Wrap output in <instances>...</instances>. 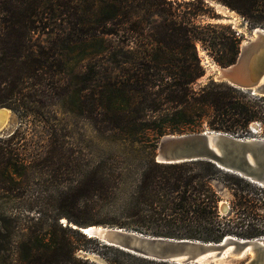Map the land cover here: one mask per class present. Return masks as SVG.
<instances>
[{
	"label": "trees",
	"instance_id": "16d2710c",
	"mask_svg": "<svg viewBox=\"0 0 264 264\" xmlns=\"http://www.w3.org/2000/svg\"><path fill=\"white\" fill-rule=\"evenodd\" d=\"M213 1L236 10L250 28H264V0ZM206 17L220 18L208 0H0V106L48 133L45 149L30 151L28 123L0 132V199L17 209L36 183L62 187L54 228L43 231L51 242L39 236L24 243V264H97L77 256L85 245L73 235L95 248L167 264L86 235L79 227L88 223L72 216L88 210L105 211L101 223L160 236L206 242L264 236V186L209 160L155 159L158 140L169 131L206 123L241 135L264 118V96L214 79L194 86L206 71L198 42L220 66L235 62L242 44L231 24L204 23ZM93 38L100 39L101 68L82 75H103L101 84L96 91L83 78L75 97V74L59 42ZM116 40L136 44L126 82L113 73ZM72 112L117 135L120 149L139 144L143 155L110 154L90 163L70 139L64 118ZM224 200L227 213L220 209Z\"/></svg>",
	"mask_w": 264,
	"mask_h": 264
},
{
	"label": "rangeland",
	"instance_id": "374dc122",
	"mask_svg": "<svg viewBox=\"0 0 264 264\" xmlns=\"http://www.w3.org/2000/svg\"><path fill=\"white\" fill-rule=\"evenodd\" d=\"M208 1L210 2V5L215 8L216 12L219 13L220 18L214 19L206 17L203 19L204 23L213 22L231 24L233 28L237 30L242 36V42L250 39L253 36L254 29L248 26L247 22L236 10H232L213 0ZM233 11L234 13H232ZM197 45L200 57L202 58V64L204 65L206 71L205 74L194 83V86L199 87L204 85L211 79H214L215 81H223L217 80L215 73H217L218 68L225 66L218 65L212 56H210V54L201 46L200 42H198ZM59 47L66 56L70 69L75 74L73 75V86L75 89L74 96H77V92L81 87L83 78H86V84L88 87H90V89H95L98 91L103 75L82 74L85 70H100V65L102 64L100 56V39L93 38L88 42L63 39L59 42ZM115 50L116 54H118L119 61L118 66L114 67L113 73L116 74L115 76L120 81L126 82L129 78V75L126 74L127 69L132 67V63L130 61L136 53V44H134V42L126 44L122 41L116 40ZM256 95L264 96L261 93H256ZM0 107L7 108L9 112V118L5 124L0 126V132L12 133L18 127H25L26 123H28L26 120L22 119L13 109L2 106ZM64 121L69 127L71 141L90 163L97 162L110 154H121L126 158L133 155L134 157L143 155V153L139 151V144L137 143H135L136 150L120 149L123 147V145L121 144V141L117 135L112 132L98 131L94 127V123H92L89 118L79 114V112L68 113L65 116ZM28 126L30 131L29 140L31 142L30 151L45 149L48 144V133L46 129L39 123L32 124L30 122L28 123ZM191 129H199L200 131H169L166 134L193 133L202 132L204 130H212L206 123L203 124L202 127L193 125L191 126ZM248 130L249 132H243L241 135L263 137L264 118L251 121ZM149 135L150 138L153 137L152 132H150ZM162 136H160L159 140ZM82 172L83 170H81L79 174ZM80 179L81 176L76 177L77 181ZM61 188L62 187L52 181L42 184L36 183L34 184L32 193L28 197L27 205L24 204L23 207L17 209H15L13 204L9 203L7 199H0V264H24L25 255L22 246L26 242L29 244L33 243L35 237L44 236L45 242H51V234H44L43 231L52 230L54 228L53 217L55 215L56 209L58 208L57 198ZM222 205L227 207V211L222 212L221 210V212L227 213L229 211L228 201H222L220 209ZM65 213H68L69 215L70 212ZM72 217L82 223H88V225H108V223H101V221L107 219L105 211L88 210L77 214V216L75 214ZM59 222L64 226L69 221L65 216H63ZM73 226L77 228L78 225L74 224ZM73 236V240L76 243L85 245L82 246L83 248L78 249L76 253L77 256L80 258L89 259L90 261H93L97 264H153L140 259H135L129 254L119 250L104 249L101 247L95 248L94 243H87L76 235ZM29 237H32V239H29ZM91 248L96 250L92 251ZM251 256L252 253H248L242 258L229 257L221 264H245ZM167 264L175 263L167 262Z\"/></svg>",
	"mask_w": 264,
	"mask_h": 264
},
{
	"label": "water",
	"instance_id": "95a60500",
	"mask_svg": "<svg viewBox=\"0 0 264 264\" xmlns=\"http://www.w3.org/2000/svg\"><path fill=\"white\" fill-rule=\"evenodd\" d=\"M215 75L217 80L264 95V28H254L253 36L242 42L235 62L218 68ZM155 159L161 162L209 160L264 186V136L218 130L166 134L159 140ZM221 210L225 212L227 207L222 205ZM79 229L105 245L160 262L221 264L228 259L223 260L222 255L231 248L230 255L235 257L252 253L245 264H264L263 236L227 235L220 242H206L159 236L115 225H88Z\"/></svg>",
	"mask_w": 264,
	"mask_h": 264
},
{
	"label": "bare ground",
	"instance_id": "6f19581e",
	"mask_svg": "<svg viewBox=\"0 0 264 264\" xmlns=\"http://www.w3.org/2000/svg\"><path fill=\"white\" fill-rule=\"evenodd\" d=\"M234 13V11L232 12ZM246 41H243V43H245ZM9 118V112L7 108H1L0 107V126H2L3 124H5L7 122ZM264 237V236H263ZM230 251L231 248H229L223 255H222V259L225 260L226 258H234L235 256L230 255ZM246 254V253H245ZM245 254H242L240 256H238V258H242L244 257Z\"/></svg>",
	"mask_w": 264,
	"mask_h": 264
}]
</instances>
